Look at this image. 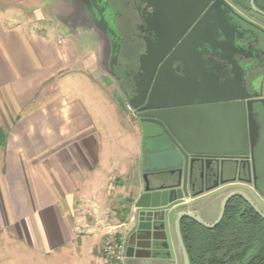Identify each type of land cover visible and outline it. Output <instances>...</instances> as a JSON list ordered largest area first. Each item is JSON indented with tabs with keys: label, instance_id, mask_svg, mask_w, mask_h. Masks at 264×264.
<instances>
[{
	"label": "crops",
	"instance_id": "1",
	"mask_svg": "<svg viewBox=\"0 0 264 264\" xmlns=\"http://www.w3.org/2000/svg\"><path fill=\"white\" fill-rule=\"evenodd\" d=\"M43 1L0 0V264H104L106 234L125 239L144 192L143 135L108 39L59 27ZM223 197L197 213L213 223ZM126 264L183 259L175 246Z\"/></svg>",
	"mask_w": 264,
	"mask_h": 264
},
{
	"label": "water",
	"instance_id": "2",
	"mask_svg": "<svg viewBox=\"0 0 264 264\" xmlns=\"http://www.w3.org/2000/svg\"><path fill=\"white\" fill-rule=\"evenodd\" d=\"M212 6L208 4V10ZM250 6L264 17L255 0H251ZM191 33L192 30L188 35ZM179 38L176 36L169 42L159 34L156 47L161 52L157 54L150 52L147 43V50L140 57L138 77L134 78L132 88H124L129 104L139 113L145 159L144 192L134 203V223L125 241L127 257H151L161 250L173 257L176 246L183 264H191L182 234L184 220L214 229L221 224L228 202L235 197L249 204L264 220V212L257 205H264V201L245 187L248 193L233 191L225 197L213 223L197 213L199 207L204 211L210 209L207 201L211 198L234 188L232 185L206 195L197 190L202 177L216 173L218 158L247 153L242 149L252 140V111L248 96L225 95L230 89L211 80H207L201 98H196L197 93L186 87L185 70L174 67L175 62H184L177 52L182 44ZM206 43L209 55H213L209 39ZM170 49L173 52L169 54ZM220 127H226V131L217 130ZM217 187L213 185L206 191Z\"/></svg>",
	"mask_w": 264,
	"mask_h": 264
},
{
	"label": "flooded vegetation",
	"instance_id": "3",
	"mask_svg": "<svg viewBox=\"0 0 264 264\" xmlns=\"http://www.w3.org/2000/svg\"><path fill=\"white\" fill-rule=\"evenodd\" d=\"M70 2L60 18L63 16L62 21L67 24H90L108 39L107 65L125 88H132L134 78L138 77L140 57L146 52L147 43L151 53L161 52L156 41L162 34L169 42L181 37L177 52L184 62H175L174 67L185 70L186 87L197 93L196 98H201L207 80L230 89L225 95L249 97L252 140L242 149L247 153L218 158L216 173L202 177L197 190L206 195L233 185L234 188L218 194L224 195V200L233 191L248 193L244 188L249 187L264 201V17L252 10L251 0ZM208 4H213L210 10ZM255 4L264 11V0H255ZM208 39L213 55L208 53ZM172 52L170 49L169 54ZM143 60L147 62L145 57ZM135 111L138 119L139 113ZM213 185L218 187L206 191ZM230 205L235 206L238 214L254 210L238 197L231 199L227 208ZM257 205L264 212V205ZM208 264H240V258L214 255Z\"/></svg>",
	"mask_w": 264,
	"mask_h": 264
},
{
	"label": "trees",
	"instance_id": "4",
	"mask_svg": "<svg viewBox=\"0 0 264 264\" xmlns=\"http://www.w3.org/2000/svg\"><path fill=\"white\" fill-rule=\"evenodd\" d=\"M182 234L191 264H208L214 255L238 256L240 264H264V220L252 209L238 214L234 205L228 206L214 229L186 219Z\"/></svg>",
	"mask_w": 264,
	"mask_h": 264
},
{
	"label": "built area",
	"instance_id": "5",
	"mask_svg": "<svg viewBox=\"0 0 264 264\" xmlns=\"http://www.w3.org/2000/svg\"><path fill=\"white\" fill-rule=\"evenodd\" d=\"M128 109L137 118L135 109L128 103ZM128 223L122 227L128 229ZM127 244L125 239H119L114 232H110L101 247V254L104 264H126Z\"/></svg>",
	"mask_w": 264,
	"mask_h": 264
},
{
	"label": "rangeland",
	"instance_id": "6",
	"mask_svg": "<svg viewBox=\"0 0 264 264\" xmlns=\"http://www.w3.org/2000/svg\"><path fill=\"white\" fill-rule=\"evenodd\" d=\"M43 0H41V5H43ZM71 2L70 0H45V6L47 8V10H50V12H54V14L56 13V15H51L50 17H52V19L54 20V24L58 25L59 27H63L64 29H67L69 27L68 24H64L62 20H65V18H63V16H61L60 18V15H64L63 13L65 12V7L70 5ZM44 6V5H43ZM62 13V14H61ZM263 18V17H261ZM264 19V18H263ZM48 24L52 23V22H47ZM47 24V25H48ZM144 182V180H143ZM110 232H108L106 234V236L109 234ZM106 238V237H105ZM104 238V240H105ZM104 243V241H103ZM102 243V245H103ZM101 245V247H102Z\"/></svg>",
	"mask_w": 264,
	"mask_h": 264
}]
</instances>
